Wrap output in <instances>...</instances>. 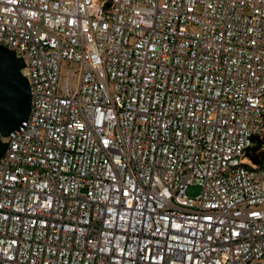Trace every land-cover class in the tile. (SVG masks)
<instances>
[{
  "label": "built area",
  "instance_id": "1",
  "mask_svg": "<svg viewBox=\"0 0 264 264\" xmlns=\"http://www.w3.org/2000/svg\"><path fill=\"white\" fill-rule=\"evenodd\" d=\"M0 46V264H264V0H0Z\"/></svg>",
  "mask_w": 264,
  "mask_h": 264
},
{
  "label": "water",
  "instance_id": "2",
  "mask_svg": "<svg viewBox=\"0 0 264 264\" xmlns=\"http://www.w3.org/2000/svg\"><path fill=\"white\" fill-rule=\"evenodd\" d=\"M24 60L0 46V161L7 154V139L28 120L32 108L31 88L22 73Z\"/></svg>",
  "mask_w": 264,
  "mask_h": 264
},
{
  "label": "trees",
  "instance_id": "3",
  "mask_svg": "<svg viewBox=\"0 0 264 264\" xmlns=\"http://www.w3.org/2000/svg\"><path fill=\"white\" fill-rule=\"evenodd\" d=\"M245 159L248 160L249 167L264 168V134L255 138L254 146L248 150Z\"/></svg>",
  "mask_w": 264,
  "mask_h": 264
},
{
  "label": "rangeland",
  "instance_id": "4",
  "mask_svg": "<svg viewBox=\"0 0 264 264\" xmlns=\"http://www.w3.org/2000/svg\"><path fill=\"white\" fill-rule=\"evenodd\" d=\"M246 162H248L247 159H245ZM201 188L198 186H192L186 191V195L190 198H197L201 194Z\"/></svg>",
  "mask_w": 264,
  "mask_h": 264
}]
</instances>
